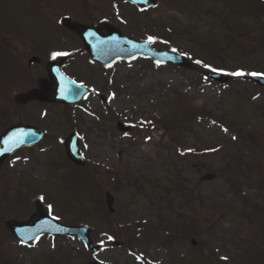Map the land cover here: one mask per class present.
<instances>
[{
    "label": "rangeland",
    "instance_id": "rangeland-1",
    "mask_svg": "<svg viewBox=\"0 0 264 264\" xmlns=\"http://www.w3.org/2000/svg\"><path fill=\"white\" fill-rule=\"evenodd\" d=\"M119 1L0 0V136L22 123L47 131L42 143L15 152L0 168V264H245L253 254L247 240L264 235V88L247 79L264 75V14L253 0L106 7ZM63 17L91 27L106 20L124 36L154 37L155 49H176L192 66L138 57L104 67L60 25ZM53 53H66L62 72L90 94L75 105L16 104L17 94L47 77ZM33 56L41 62L29 65ZM215 70L232 80L201 81ZM237 71L245 74L231 75ZM192 108L212 116L185 123ZM73 132L83 166L65 152L63 140ZM250 132L263 140L260 148L249 142ZM105 192L114 196L113 214ZM36 200L63 224L88 226L101 251L50 234L22 243L6 223L29 219ZM78 204L85 215H76Z\"/></svg>",
    "mask_w": 264,
    "mask_h": 264
},
{
    "label": "water",
    "instance_id": "water-1",
    "mask_svg": "<svg viewBox=\"0 0 264 264\" xmlns=\"http://www.w3.org/2000/svg\"><path fill=\"white\" fill-rule=\"evenodd\" d=\"M136 2L137 0H132ZM139 3H142L141 1ZM154 1L147 2L145 5H153ZM62 24L70 31L77 32L87 49L91 54L93 60H97L104 65L112 66L118 60H130L138 57L139 55H146L152 57L155 60L167 64L174 63L179 66L190 67L191 64L183 55L176 54L174 52H166L163 50L156 51L152 50L150 43L141 41H132L130 39L122 40L121 33L119 30L112 29L106 22L100 26L88 27L80 25L76 22H71L67 18L61 19ZM107 28L110 31L109 35L102 36L100 30ZM121 42H128L129 48L122 49ZM133 42V43H131ZM65 56H58L52 60L48 65V77L39 80V87L32 89L27 93H21L16 96V100L19 104L27 103L32 99H37L41 102H57L61 104H75L86 98L90 93V89L79 85L75 81L69 79L61 72ZM39 58L33 57L30 63L39 62ZM206 77L212 80H217L221 83L229 81V77L218 72L206 73ZM249 79L255 81L258 85L264 86L263 76H250ZM61 82L63 84H61ZM118 127L130 131V127L126 124L119 123ZM46 136V131L40 130L36 127L29 125H15L6 130L0 137V168L2 167L3 161L9 156L13 155L15 151L23 146H32L39 143ZM66 152L72 162L77 165H84V157L79 151V140L78 135L71 134L65 140ZM208 179V178H207ZM106 204L109 212L113 213L114 208V197L110 193L106 192ZM37 211L31 215L30 219L26 222H7V227L13 232L15 236L23 240L25 243L38 239L46 233L52 235L66 234L68 236H77L83 239L85 243L92 248L95 254L101 251V248L93 244L90 234L91 230L88 227L81 226H66L58 223L54 217H51L44 211L41 203L36 202ZM44 223L42 227H37L39 224ZM192 243L196 244L194 240ZM94 264V263H93Z\"/></svg>",
    "mask_w": 264,
    "mask_h": 264
},
{
    "label": "trees",
    "instance_id": "trees-1",
    "mask_svg": "<svg viewBox=\"0 0 264 264\" xmlns=\"http://www.w3.org/2000/svg\"><path fill=\"white\" fill-rule=\"evenodd\" d=\"M253 6L255 7V10L257 11L258 14H264V3H262V2H255V4ZM246 49H248V47H246L244 49L245 52L247 51ZM214 58L217 59V60L223 61L222 58H220L216 54H215ZM177 97H179V96H177ZM5 113H6V111H2L1 110L0 111V116H4ZM190 114H191L190 117L187 116V120H185V123H189L190 122V123L193 124L195 121L196 122H199V119H202V118L204 119L206 116L207 117H211L212 116V113L210 111H208V110H205V109L201 110V109H193L192 108V112ZM165 117L166 116H164V118H163L164 119L163 120V123H165L166 120H167V118H165ZM177 127L179 128V126H177ZM247 137L250 140L249 142H251L255 146L261 147L259 143L261 141H263V140L258 139L251 132L249 134H247ZM238 166H239L240 169L243 167L242 164H239ZM229 167H231V166H229ZM75 168H77V167H75ZM71 176H72V178H71L70 182L72 184H74L75 183V180H76V174L73 173ZM86 177H88V176H86ZM88 183L90 184V187H92V188L97 187L96 186L97 183H95V181L93 180V178H90V181ZM76 184H77V186L79 185L77 180H76ZM74 186H75V184H74ZM74 186L71 188L72 191H73V188L75 189L77 187V186H75V187ZM116 188H119V184L116 185ZM182 192H183V198L186 199L187 192L186 191H182ZM18 197H19V200H24L25 199L22 196H18ZM51 199L55 202V199H53V198H51ZM248 202H249L248 200L245 201L246 205L248 204ZM77 207L79 209V212H78L79 215H85L86 214V209H84L81 206V204H78ZM189 227L191 228V226H189ZM194 232L198 233L197 228L194 229ZM247 241H250V243H252L251 250H252L253 254L251 256H248V260H245L244 263L245 264H264V235L261 236V237H254L253 239H249ZM236 263L239 264L238 262H236Z\"/></svg>",
    "mask_w": 264,
    "mask_h": 264
},
{
    "label": "flooded vegetation",
    "instance_id": "flooded-vegetation-1",
    "mask_svg": "<svg viewBox=\"0 0 264 264\" xmlns=\"http://www.w3.org/2000/svg\"><path fill=\"white\" fill-rule=\"evenodd\" d=\"M106 7L111 10H115V8L131 7V8H134L131 10H135L137 6L131 4L130 2H126V1L124 2V0H120L118 3L116 2L114 4L107 5ZM52 9H54V3H52Z\"/></svg>",
    "mask_w": 264,
    "mask_h": 264
},
{
    "label": "snow or ice",
    "instance_id": "snow-or-ice-1",
    "mask_svg": "<svg viewBox=\"0 0 264 264\" xmlns=\"http://www.w3.org/2000/svg\"><path fill=\"white\" fill-rule=\"evenodd\" d=\"M150 43H154L155 42V38L154 37H149L148 38ZM173 51H176V49H173ZM61 55H66V53H53L52 57L53 59H55L57 56H61ZM197 63H200V61H197ZM207 67V65H205ZM245 73H243L242 71H237L234 73H231V75H235V76H242ZM249 75H256V73H249ZM41 199H43V197H41ZM226 259V258H225Z\"/></svg>",
    "mask_w": 264,
    "mask_h": 264
},
{
    "label": "bare ground",
    "instance_id": "bare-ground-1",
    "mask_svg": "<svg viewBox=\"0 0 264 264\" xmlns=\"http://www.w3.org/2000/svg\"><path fill=\"white\" fill-rule=\"evenodd\" d=\"M115 104L118 107V109L119 108L121 109L123 107L121 103H115ZM102 153H103V158L104 159L110 158V154L105 153L104 150H102Z\"/></svg>",
    "mask_w": 264,
    "mask_h": 264
}]
</instances>
